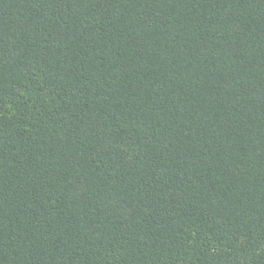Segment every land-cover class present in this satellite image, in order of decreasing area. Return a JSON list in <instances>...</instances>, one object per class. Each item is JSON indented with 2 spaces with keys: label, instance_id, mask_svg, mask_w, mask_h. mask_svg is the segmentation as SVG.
<instances>
[{
  "label": "trees",
  "instance_id": "trees-1",
  "mask_svg": "<svg viewBox=\"0 0 264 264\" xmlns=\"http://www.w3.org/2000/svg\"><path fill=\"white\" fill-rule=\"evenodd\" d=\"M0 264H264V0H0Z\"/></svg>",
  "mask_w": 264,
  "mask_h": 264
}]
</instances>
